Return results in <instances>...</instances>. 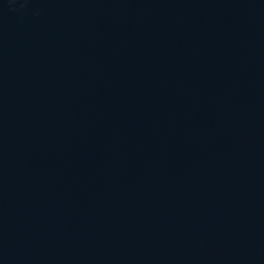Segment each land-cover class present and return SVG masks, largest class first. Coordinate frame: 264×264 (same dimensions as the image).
<instances>
[{"label":"water","instance_id":"water-1","mask_svg":"<svg viewBox=\"0 0 264 264\" xmlns=\"http://www.w3.org/2000/svg\"><path fill=\"white\" fill-rule=\"evenodd\" d=\"M0 264H264V0H0Z\"/></svg>","mask_w":264,"mask_h":264}]
</instances>
